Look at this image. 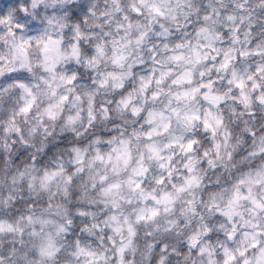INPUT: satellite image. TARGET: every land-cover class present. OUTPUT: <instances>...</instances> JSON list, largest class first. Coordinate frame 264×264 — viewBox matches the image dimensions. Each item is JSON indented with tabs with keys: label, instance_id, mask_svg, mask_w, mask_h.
<instances>
[{
	"label": "clouds",
	"instance_id": "9594fccd",
	"mask_svg": "<svg viewBox=\"0 0 264 264\" xmlns=\"http://www.w3.org/2000/svg\"><path fill=\"white\" fill-rule=\"evenodd\" d=\"M0 264H264V0H0Z\"/></svg>",
	"mask_w": 264,
	"mask_h": 264
}]
</instances>
